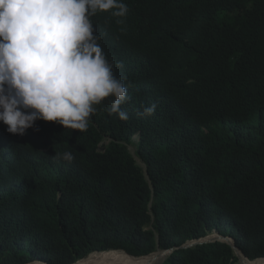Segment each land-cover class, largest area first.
Listing matches in <instances>:
<instances>
[{"label":"trees","instance_id":"1","mask_svg":"<svg viewBox=\"0 0 264 264\" xmlns=\"http://www.w3.org/2000/svg\"><path fill=\"white\" fill-rule=\"evenodd\" d=\"M123 2L126 17L98 12L96 27L131 84L127 121L110 97L86 131L52 122L26 148L0 122V264L159 247H178L163 264H229L225 243L179 249L214 231L263 258L264 0ZM64 151L72 162L53 159Z\"/></svg>","mask_w":264,"mask_h":264},{"label":"clouds","instance_id":"2","mask_svg":"<svg viewBox=\"0 0 264 264\" xmlns=\"http://www.w3.org/2000/svg\"><path fill=\"white\" fill-rule=\"evenodd\" d=\"M98 12L124 18L129 7L123 0H0V122L6 125L17 146L26 148L33 129L46 131L54 125L52 122L80 133L86 131L90 117L97 111L94 106L101 104L105 107V100L110 97L113 99L108 114L118 115L122 121L129 119L122 105L130 100L128 88L131 84H126L129 81L120 75L123 62L117 61L107 45L99 41ZM122 22V19L117 20V23ZM143 102L151 104V101ZM156 107L155 103L142 106V115H154ZM133 140H139L138 134ZM131 146L134 147L127 145L129 151ZM130 153L143 168L151 186L145 164L136 152ZM74 158L71 151L55 152L53 156L54 160L67 162ZM211 236L215 237L209 239ZM197 242L202 243L195 244ZM215 242L231 246L234 256L229 264H235L243 256L250 262L264 260V257L250 260L233 237L216 231L183 245H189L188 248L181 246L179 249ZM177 248L162 250L159 247L143 256H134L121 249L109 251H122L133 258L171 251L159 263L163 264ZM95 253L104 252H92L73 264ZM37 263L47 264L39 260L28 264Z\"/></svg>","mask_w":264,"mask_h":264},{"label":"bare ground","instance_id":"3","mask_svg":"<svg viewBox=\"0 0 264 264\" xmlns=\"http://www.w3.org/2000/svg\"><path fill=\"white\" fill-rule=\"evenodd\" d=\"M213 237L215 236H211L209 237V239H212ZM163 260H164V257L162 256L161 252L155 253L148 257L133 258V257H129L122 251H108L104 253L92 254L88 258L76 264H159ZM239 263L240 264H264V260L250 262L248 259H246L243 256V258L240 259Z\"/></svg>","mask_w":264,"mask_h":264},{"label":"water","instance_id":"4","mask_svg":"<svg viewBox=\"0 0 264 264\" xmlns=\"http://www.w3.org/2000/svg\"><path fill=\"white\" fill-rule=\"evenodd\" d=\"M202 242H197V243H195V244H201ZM191 246V245H190ZM233 246V248L236 250L237 248H236V245L235 244H233L232 245ZM189 247V245H186V246H183L182 248H188ZM169 252H171V251H163V252H161V254H162V256L163 257H166L168 254H169Z\"/></svg>","mask_w":264,"mask_h":264},{"label":"rangeland","instance_id":"5","mask_svg":"<svg viewBox=\"0 0 264 264\" xmlns=\"http://www.w3.org/2000/svg\"><path fill=\"white\" fill-rule=\"evenodd\" d=\"M130 151H131L132 153H135V147H132V146H131V147H130ZM235 264H240V263H239V261H238V262H236Z\"/></svg>","mask_w":264,"mask_h":264}]
</instances>
